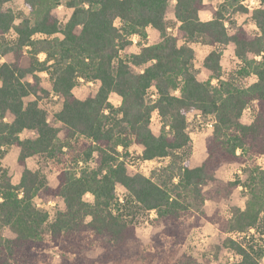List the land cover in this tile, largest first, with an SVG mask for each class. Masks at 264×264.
I'll use <instances>...</instances> for the list:
<instances>
[{"label": "trees", "instance_id": "1", "mask_svg": "<svg viewBox=\"0 0 264 264\" xmlns=\"http://www.w3.org/2000/svg\"><path fill=\"white\" fill-rule=\"evenodd\" d=\"M17 1L0 0V57L11 56L0 63V160L5 150L18 148L23 168L13 184L0 163V264L129 258L140 248L131 210L154 214L151 224L159 231L153 245L163 253L181 249L192 230L209 222L226 235L223 247L242 258L228 264H261L264 245L254 241L264 235V169L257 165L264 156V0L251 15L253 34L226 15L247 13L239 0H224L217 8L204 0H174V34L166 18L173 0H22L24 10L15 11ZM62 3L72 11L63 24L54 15ZM200 12L212 19L201 20ZM148 29L159 33V41L122 55L132 37L146 39ZM196 43L212 48L203 61L210 80L197 79ZM229 44L238 65L224 79L220 60ZM43 72L61 99L52 120L63 126V138L39 102L50 94L42 86ZM247 77L254 78L249 85L242 82ZM80 78L95 86L85 99L73 93ZM112 94L120 99L117 108L109 102ZM245 110L252 115L249 124L241 120ZM154 111L162 121L157 135L150 127ZM194 113L211 117L212 129L205 159L190 167L187 118ZM28 132L32 136L22 137ZM134 145L142 148V160L168 163L150 177L128 173L122 158ZM37 155L58 166L55 187L27 167ZM232 164L243 177H215L217 169ZM239 186L247 196L243 210L231 207L229 218L207 214L206 202L228 203ZM117 187L125 191L122 201ZM35 198L60 199L63 207L49 220ZM98 246L104 253L87 258ZM174 264L209 263L183 252Z\"/></svg>", "mask_w": 264, "mask_h": 264}, {"label": "rangeland", "instance_id": "2", "mask_svg": "<svg viewBox=\"0 0 264 264\" xmlns=\"http://www.w3.org/2000/svg\"><path fill=\"white\" fill-rule=\"evenodd\" d=\"M223 1L224 0H204V3L217 8ZM238 4L241 5V0H239ZM12 7L15 11L24 10L23 1L18 0ZM71 12V9H68L65 4L62 3L54 10V15L57 17L58 21L63 24L69 19ZM226 15L231 18V20L235 21L238 25L243 26L249 33L253 34L256 32V27H249L250 24H254L251 19L252 12L247 11V13H243L241 11H237L234 13L232 12V10H229ZM166 18L170 26L169 33L174 34L176 25L174 20V5L172 2L170 3V6L166 11ZM12 38L13 34L10 33L7 36V39L10 40ZM158 41L159 33L154 30H148L146 39H141L137 36H135V39H133L132 37V44L124 52H122V55L128 56L129 54L137 53L141 46L146 44H153ZM192 48L195 51L193 66L197 79L199 81L210 80L211 73L203 67V61L212 48L199 43L192 44ZM0 61H2V63L11 61V56L8 55L5 57H0ZM220 64L223 71V78L226 79L231 73H233L238 65V61L234 55L233 44H229L222 49ZM135 71H138V69H135ZM41 77L43 88L46 89L50 94L48 97L41 98V100L39 101L40 105L47 111L49 115V121L52 125L56 126L60 130V137L63 138V126L61 124L55 123L52 120L53 115L57 113L61 107V99L58 96L54 95V93L52 92L51 81L49 80L48 74L46 72H43L41 73ZM253 81V77H247L242 82L249 85ZM213 82L216 83V80L213 79L212 83ZM73 93L77 98L85 99L86 97L91 96L95 93V86L93 83L86 82L84 79L80 78L73 90ZM149 94L151 100L155 99L154 89H151L149 91ZM109 102L116 108L120 105V99L114 94L110 95ZM251 116V112L249 110H245L242 115V122L247 124L248 122H250ZM11 119L12 117L8 115L6 121H11ZM187 121V130L192 140L191 153L188 157V161L191 167H195L199 165L204 158V140L211 132L212 118L209 116L205 117L194 113L188 116ZM150 127L153 133L156 135L159 134L162 128L161 118L156 111H154L151 115ZM26 136H32V133L28 132L22 134V137ZM117 149L120 153L122 152L121 147H118ZM18 152V148H9L5 150L0 160L2 168L8 171L13 184H17L19 182L23 171V168L17 163ZM141 153L142 148L140 146L134 145L129 149L128 155L123 156L122 159H124L128 173H140L146 177H150L153 175L154 171L157 168H160L168 163L167 158L144 161L140 158ZM186 154H181L183 159L186 158ZM27 167L31 170L39 171L41 175H43L44 183L48 186L55 187L57 185V175L59 171L58 166L54 164L53 161H51L48 157L43 155L33 156L27 160ZM222 174L224 178L232 179L237 175L236 173H234L233 169H230V171L224 172ZM216 175L220 176V171L217 172ZM217 179L223 180L222 178ZM116 193L119 201H122L123 197L125 196V191L121 187H117ZM244 196V192L236 193L233 196V200H231L232 204L240 203L244 199ZM85 199L86 201L90 202V195L87 194L85 196ZM34 202L38 208L48 213L49 220H52V218H54L55 212L63 207V203L60 199L49 200L45 202L41 199L35 198ZM224 207L225 206L223 205L208 204L207 214L210 215L213 212H217L221 215L226 214L225 211L227 210V208ZM128 213L130 215L129 218L132 219V222L135 225L136 235L140 241V248L137 249V251L132 252V256L129 258L116 259L105 264H174L177 258L183 252L192 255L200 262H208L209 264H228L231 262V256H233L232 261L236 260L234 253L225 249L222 245L226 235L217 231L215 226L204 223L201 227L191 231L181 249L176 252L163 253L153 245V236L157 233V231H159L158 229H155L151 224V219L154 217V214L135 213L133 210L128 211ZM6 235L11 236L9 233H6ZM232 237L239 239L238 235H232ZM254 243H256L257 245H264V236H259L258 238H256ZM103 253V248L98 246L87 252L86 256L87 258L92 260L100 257Z\"/></svg>", "mask_w": 264, "mask_h": 264}, {"label": "crops", "instance_id": "3", "mask_svg": "<svg viewBox=\"0 0 264 264\" xmlns=\"http://www.w3.org/2000/svg\"><path fill=\"white\" fill-rule=\"evenodd\" d=\"M172 3H173V5L175 4V1L173 0L172 1ZM205 15H210L211 16V14H210V12H200L199 13V17L201 18L202 16H205ZM175 20V19H174ZM176 25V24H175ZM175 29H176V26H175ZM148 30H151V29H148ZM169 30H170V28H169ZM155 31V30H154ZM148 32V31H147ZM135 37V36H134ZM197 114V113H196ZM242 120V119H241ZM251 121V120H250ZM250 122H248L247 124H249ZM211 124H212V122H211ZM246 124V123H245ZM204 142H205V140H204ZM204 150H205V143H204ZM205 157H206V153H205V155H204V158H203V160L205 159ZM203 160L201 161V163L203 162ZM200 163V164H201ZM190 165V164H189ZM257 165L261 168V169H264V156H261V157H259L258 159H257ZM198 166V165H197ZM191 167V166H190ZM226 168H228V169H226ZM233 169V171H234V173H236L237 175H239L240 177H243V174H242V172H241V168L239 167V165H237V164H232V165H224V166H222V167H220L219 169H217V171H216V173L217 172H219L220 171V173H221V175L220 176H218V175H216V173H215V177L216 178H222L223 179V181H229V180H233L232 178H224V176H223V174L222 173H224V172H227V171H230V169ZM222 170V171H221ZM240 192H244L243 191V189H242V187H238L235 191H234V193L232 194V196H231V198L229 199V202L228 203H222L221 205H223V206H225L224 208H227V210L225 211V213L226 214H223V216H225L226 218H229L230 217V208L231 207H233V206H237V207H239V208H241V209H244V207H245V201H246V199H247V196L245 195L243 198V200L240 202V203H233L232 204V202H231V200H233V196L236 194V193H240ZM245 193V192H244ZM208 204L210 205V204H213V203H210V202H206V207L208 206ZM215 205V204H214ZM209 215V214H208ZM210 224V225H212V226H215V225H213V224H211V223H209V222H205V224ZM216 227V226H215ZM216 230L217 231H219L218 229H217V227H216ZM225 235V234H224ZM264 236V235H263ZM261 264H264V255H263V257L261 258Z\"/></svg>", "mask_w": 264, "mask_h": 264}, {"label": "clouds", "instance_id": "4", "mask_svg": "<svg viewBox=\"0 0 264 264\" xmlns=\"http://www.w3.org/2000/svg\"><path fill=\"white\" fill-rule=\"evenodd\" d=\"M248 6H249V7H257V6H259V5H258V4H250V5H248ZM84 7L87 8V5L85 4ZM201 19H202V20H211L212 17H211L210 15H205V16H202ZM17 23H18V21H17ZM117 23H118V21H117ZM225 27H227V25H225ZM249 27H250V28H254L255 25H254V24H250ZM133 39H135V37H133ZM39 59L43 60V59H44V55L41 54L40 57H39ZM257 59H258V58H257ZM0 63H2V61H0ZM153 63H155V61H153ZM213 83H215V82H213ZM237 155H239V151H237ZM241 210H243V209H241ZM235 259H236L237 261H239V260L242 259V258L239 257V256H236Z\"/></svg>", "mask_w": 264, "mask_h": 264}, {"label": "built area", "instance_id": "5", "mask_svg": "<svg viewBox=\"0 0 264 264\" xmlns=\"http://www.w3.org/2000/svg\"><path fill=\"white\" fill-rule=\"evenodd\" d=\"M250 4H258L259 6L257 7H249L248 5ZM241 5L248 11V12H253L254 10H257L259 8H261L262 4H261V1L260 0H241ZM232 257L231 256V262H234L232 261ZM236 257V255H235Z\"/></svg>", "mask_w": 264, "mask_h": 264}]
</instances>
